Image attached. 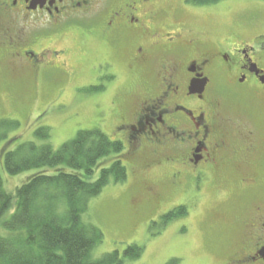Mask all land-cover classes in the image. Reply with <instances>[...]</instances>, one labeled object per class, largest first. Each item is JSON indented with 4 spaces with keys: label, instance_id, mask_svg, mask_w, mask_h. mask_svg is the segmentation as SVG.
<instances>
[{
    "label": "flooded vegetation",
    "instance_id": "af4514ba",
    "mask_svg": "<svg viewBox=\"0 0 264 264\" xmlns=\"http://www.w3.org/2000/svg\"><path fill=\"white\" fill-rule=\"evenodd\" d=\"M173 3L0 0V62L48 95L77 89L70 85L82 71L89 79L80 88L116 89L112 135L130 168L160 172L147 190L157 218L197 204L207 185L224 191L245 207L227 227L233 244L218 264H264V46L204 41L182 19L193 8ZM72 33L87 67L70 63Z\"/></svg>",
    "mask_w": 264,
    "mask_h": 264
},
{
    "label": "rangeland",
    "instance_id": "374dc122",
    "mask_svg": "<svg viewBox=\"0 0 264 264\" xmlns=\"http://www.w3.org/2000/svg\"><path fill=\"white\" fill-rule=\"evenodd\" d=\"M167 1L174 5L173 0ZM187 5L193 9L184 12L182 19L204 41L218 45L230 39L253 47L264 46V0H220L205 6ZM70 36H73V42L69 43L71 65L87 67L90 58L79 53V33ZM87 48L90 57L97 54L96 43L87 44ZM260 56L259 66L264 71V49ZM17 75L6 63L0 62V119L14 120L19 124L6 132L5 140L16 137L13 141H34L58 149L72 140L78 131L95 129L115 140L112 135L114 123L109 119L116 89L95 91L80 88L89 79L82 71L70 85H79L77 89L68 90L61 96L48 95L38 88L33 90L26 82L19 83ZM104 80L107 82L108 79ZM35 83L39 87L38 81ZM40 127L49 128L47 139L35 136V130ZM5 140L0 141V177L8 193L14 194L15 189L32 174L41 171L54 173L53 169L41 168L18 175L7 174L1 159ZM18 143H13L11 149ZM120 155L111 153L100 159L89 180L96 179L100 169L108 167ZM122 161L127 169V179L116 184L110 180L100 194L90 199L82 216L85 224L99 228L103 234L102 242L91 251L93 259L113 250L122 255L128 245L135 244L143 247V252L131 264H166L170 260H175V264H218L225 260L233 244L227 227L234 217L242 218L240 207H245L242 200L227 201L224 191L219 193L207 185L197 204L192 199L176 207L170 219H158L160 212L152 207L154 201L147 190L160 172H138L135 167L130 168L126 159ZM173 199L177 198H163L159 209L167 208ZM230 241L231 244L227 245Z\"/></svg>",
    "mask_w": 264,
    "mask_h": 264
},
{
    "label": "trees",
    "instance_id": "16d2710c",
    "mask_svg": "<svg viewBox=\"0 0 264 264\" xmlns=\"http://www.w3.org/2000/svg\"><path fill=\"white\" fill-rule=\"evenodd\" d=\"M218 1L185 0L195 6ZM18 126L17 121L0 119V141L6 139L8 130ZM34 134L47 139L49 128L40 127ZM15 139L5 140L1 148L7 174L41 168L53 169L54 173L32 174L14 194L4 189L0 177V264H131L141 257L143 247L131 244L122 255L113 250L93 259L91 251L102 242L103 234L82 220L90 199L100 194L110 180L116 184L127 179L122 161L125 158L120 155L108 167H102L96 179L89 180L99 161L111 153L121 154L120 141L111 140L97 129L78 131L58 149ZM169 218L165 216L164 220ZM166 264H175V260Z\"/></svg>",
    "mask_w": 264,
    "mask_h": 264
}]
</instances>
